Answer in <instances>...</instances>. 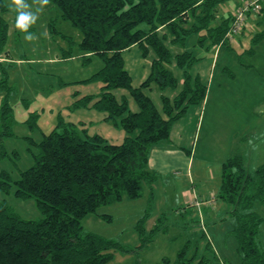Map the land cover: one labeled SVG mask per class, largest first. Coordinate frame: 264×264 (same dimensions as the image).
Here are the masks:
<instances>
[{
    "label": "trees",
    "instance_id": "trees-1",
    "mask_svg": "<svg viewBox=\"0 0 264 264\" xmlns=\"http://www.w3.org/2000/svg\"><path fill=\"white\" fill-rule=\"evenodd\" d=\"M233 1L236 0H48L47 4L57 10L49 31L62 34L69 43L63 58H74L78 46L84 65L96 56L104 65L80 81L101 82L100 92L83 96L76 92L69 110L103 112L104 120L122 129L126 136L121 143L112 142L104 134L90 132L85 122L68 120L60 112L55 128L43 132L42 139L24 137L33 164L19 169L17 177L16 173L14 176L2 170L0 189L6 197L35 200L41 215L26 218L8 198L0 200V264H110L118 249L125 251L119 242L84 229V219L93 213L111 219L98 210L125 197L139 199L147 188L154 196L160 174L148 165L152 149L169 141L174 124L190 106L208 96V85L201 74L192 72L205 56L187 49V43L195 36L197 45L208 51L223 46L233 48L227 33L234 14L222 12L223 6ZM7 11L6 3L0 0V53L9 35ZM260 15L264 18V6ZM60 21L70 22L82 32L80 43L58 31ZM258 34L250 49L245 50L248 54L255 53L256 45L264 39V31ZM169 43L184 51L174 54ZM133 45L139 47L143 57L155 55L151 75L139 87H133L125 62L124 51ZM173 63L184 74L182 89L173 97L162 94L160 109L146 90L152 83L162 91L178 90L180 79L172 69ZM123 88L136 102V111L126 94L120 99L116 95L115 90ZM0 90L6 93L0 107L5 127L0 131V161L10 159L17 165L21 153L7 151L3 144L16 136L8 121L15 118L10 104L14 89L8 75L0 82ZM38 117L31 112L25 121L30 130L40 129ZM223 165L219 198L232 207L230 217H225L232 223L226 235L236 239L239 260L222 255L202 232L197 239L188 240L174 260L165 258L166 264H264V246L260 243L264 212L257 210L258 203L264 206V164L251 172L244 157L233 155ZM148 218L145 214L136 225L143 242L147 239ZM157 226L152 231H160L161 226Z\"/></svg>",
    "mask_w": 264,
    "mask_h": 264
},
{
    "label": "rangeland",
    "instance_id": "rangeland-1",
    "mask_svg": "<svg viewBox=\"0 0 264 264\" xmlns=\"http://www.w3.org/2000/svg\"><path fill=\"white\" fill-rule=\"evenodd\" d=\"M238 1L231 4L237 7ZM4 2L8 8L5 19L9 23V35L1 54L14 59V64L6 65V68L9 85L14 89L10 104L15 115L14 120L11 118L8 121L9 125H13L16 136L8 138L3 144L7 151L17 150L21 157L17 165L10 159L0 161V172L7 170L14 176L16 173L17 177L19 169L33 164L27 150L28 141L24 138L26 135L42 139L43 132L49 133L55 128L60 112L74 122L81 117H103L104 113L94 109L79 108L73 112L69 107L76 92L85 95L100 92V82L86 84L80 81L87 80L104 65L99 56L84 65L78 46L74 59L63 60L62 52L69 48V43L62 34L49 31L51 19L57 14L51 4L48 7L41 0H24L29 5L27 10L38 17L25 33L16 27L17 13L12 0ZM229 5L226 3L223 6L224 14L230 11ZM255 21L256 16H252L249 26L239 37L242 43H232L233 48L223 46L208 51L197 45V37L189 39L187 49L205 56L192 72L201 74L208 85V96L205 101L190 106L188 112L174 124L169 142L162 141L161 145L152 149L148 165L160 174L154 184V196L151 197L147 188L139 199L125 197L98 210L99 214H107L111 219L94 213L84 219V229L119 242L124 247L125 251H116L110 264H166L165 258L174 260L180 248L188 240L200 237L202 232L214 242L222 255L235 262L239 260L236 239L226 235L232 223L225 217H230L232 207L219 198V193L223 163L231 156L244 157L251 172L264 164V39L256 45L255 53L245 52L258 33L264 31V24L256 25ZM57 29L78 43L83 38L82 32L70 22L60 21ZM27 34L32 35L31 40L25 39ZM169 47L174 54L184 51L181 46L171 43ZM124 52L133 77V87H139L151 75V62L155 55L151 53L143 57L138 46ZM240 53H243L241 57ZM58 57L60 60H57ZM172 69L181 80L184 74L176 63H173ZM60 81L67 84L62 85ZM151 86L146 93L154 99L158 108L162 107V94L175 96L182 89V85L178 90L170 88L165 91L156 83ZM115 92L119 99L123 94L132 99L125 88ZM131 108L134 111L138 108L133 99ZM31 112L39 115V130H30L25 123ZM2 122L0 119V131L5 129ZM97 130L113 137L112 142L121 143L124 140L125 132L112 123L104 121L95 124L92 133ZM5 198L26 218L41 215L35 200L6 197L0 189V200ZM198 201L200 204H197ZM257 210L264 212V206L258 203ZM145 214L149 215L145 223L148 233L143 242L136 225ZM157 225L161 226L160 231H152L159 227ZM260 233V243L264 246V224Z\"/></svg>",
    "mask_w": 264,
    "mask_h": 264
},
{
    "label": "built area",
    "instance_id": "built-area-1",
    "mask_svg": "<svg viewBox=\"0 0 264 264\" xmlns=\"http://www.w3.org/2000/svg\"><path fill=\"white\" fill-rule=\"evenodd\" d=\"M264 0H239L235 7L232 26L229 29L227 36L230 43L238 44L239 36L249 26V19L252 16L259 15L262 12ZM197 204H200L198 201Z\"/></svg>",
    "mask_w": 264,
    "mask_h": 264
},
{
    "label": "crops",
    "instance_id": "crops-1",
    "mask_svg": "<svg viewBox=\"0 0 264 264\" xmlns=\"http://www.w3.org/2000/svg\"><path fill=\"white\" fill-rule=\"evenodd\" d=\"M234 3L236 2V1H233ZM233 2H230V5H229V7L231 6H234L233 8L235 9V4L233 5V4H231V3H233ZM48 5V4H47ZM49 6H51V5H48V7ZM231 7H230V11L232 12L233 11V8H232V10H231ZM232 13H234V12H232ZM256 18H257V21H255V23H257L256 25H262V24H264V18H263V15H256ZM250 20V19H249ZM249 23V22H248ZM244 33V32H243ZM243 33H242V35H243ZM242 35H240L239 37H241ZM238 44H240V43H242V41L240 40V38L238 39ZM133 46H137V45H133ZM131 49V48H130ZM181 49H183L182 47H181ZM143 55V54H142ZM70 59H74V58H70ZM57 60H60V58L58 57L57 58ZM61 60H62V58H61ZM63 60H65V58L63 59ZM62 60V61H63ZM125 62H126V60H125ZM10 65V64H14V59L12 58V57H9L8 55H5V57L0 53V82L2 81V79H4V77H5V75H8L9 76V74H8V69L6 68L7 66L6 65ZM128 68V67H127ZM130 72V71H129ZM8 80H9V78H8ZM182 81H183V78L180 80V85L182 84ZM101 86H102V83L100 82V88H101ZM5 92H3L2 90H0V107H1V102H2V100H3V98H4V96H5ZM89 94H92V93H89ZM93 94H98V93H93ZM83 95H85V94H81V96H83ZM171 97H173V96H171ZM130 99V98H129ZM133 99V98H132ZM132 99H130L131 101H132ZM158 107V106H157ZM162 108V107H161ZM160 108V109H161ZM89 110V109H88ZM90 110H92V109H90ZM103 113V112H102ZM104 118H105V114L103 115V117L101 116L100 118H95L94 116H89V117H81V119H78L77 120V122L78 121H83V122H85V124H86V126H87V128H89V130H90V132H92V128L94 127V125L96 124H100L101 122H104L105 120H104ZM100 121V122H99ZM105 123H107V121H105ZM33 131V130H32ZM101 131V130H100ZM96 132H98V133H101V134H104L103 133V131H101V132H99L98 130L96 131ZM124 135V138H125V136H126V134L125 133H123ZM105 135V134H104ZM107 136V135H106ZM26 137H33L32 136V134H30V135H26ZM108 137V136H107ZM108 138H110V137H108ZM113 137H111L110 139H112ZM123 138V139H124ZM26 140H27V138H25ZM36 139V138H35ZM28 141V140H27ZM167 142H169V141H167ZM159 145H161V142H160V144ZM158 145V146H159ZM28 148V147H27ZM31 163V162H30Z\"/></svg>",
    "mask_w": 264,
    "mask_h": 264
},
{
    "label": "clouds",
    "instance_id": "clouds-1",
    "mask_svg": "<svg viewBox=\"0 0 264 264\" xmlns=\"http://www.w3.org/2000/svg\"><path fill=\"white\" fill-rule=\"evenodd\" d=\"M48 0H41L42 4H47ZM12 6L17 13L16 16V27L20 30L28 33L29 28L36 23L37 15L31 11H28L29 5H27L24 0H12ZM26 40H31L32 35L27 34L25 36Z\"/></svg>",
    "mask_w": 264,
    "mask_h": 264
}]
</instances>
